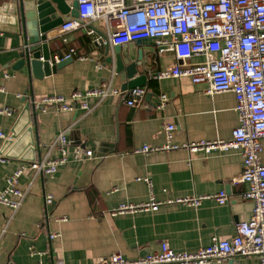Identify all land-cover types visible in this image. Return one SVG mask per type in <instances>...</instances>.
<instances>
[{
	"label": "crops",
	"instance_id": "1",
	"mask_svg": "<svg viewBox=\"0 0 264 264\" xmlns=\"http://www.w3.org/2000/svg\"><path fill=\"white\" fill-rule=\"evenodd\" d=\"M2 0H0L1 3ZM104 30L100 21L93 22ZM51 58L75 48L73 61L43 79L31 78L27 67L13 68L20 59L25 42L20 34L0 30V109L9 108L11 115L0 113V189L6 178L33 156L43 158L56 135L68 129L70 140L68 162L53 176L27 170L20 187L28 191L24 204L13 214L0 205V231L10 220L0 239V264H91L99 258L121 252L137 258L157 252L163 242L176 251H191L212 244L214 238L225 239L235 234V224L248 220L254 202L241 196L249 185L235 183L244 169L239 149L190 153L186 149L136 154L143 144L165 142V125L173 123L174 142L200 139H230L238 125L236 99L232 92L208 95L206 83L194 84L190 78L154 80L150 74L177 62L171 52H159L151 39H142L137 50L143 55L142 73L147 75L146 95L141 104L129 106L128 92L102 100L88 99L90 109L46 111L35 105L47 95L69 97L72 92L98 87L112 79L121 88L114 69L104 66L99 51L85 29L63 34L60 26L49 33ZM129 44V43H128ZM202 56L190 62H200ZM102 65V67H100ZM8 74L9 77H5ZM169 100L158 106L160 96ZM32 109L25 112L27 102ZM32 127V136H24L34 145L1 153L5 140L15 130L20 136ZM17 140V139H14ZM261 153L264 165V140ZM29 148L25 149L26 146ZM92 150L93 156L85 153ZM59 152L54 149L52 157ZM148 177L150 187L140 178ZM226 190L229 202L221 205L205 200L198 207L168 204L156 211L112 215L122 202H141L154 196L157 200L190 194H210ZM47 194L54 196L46 206ZM13 215V216H12ZM66 215V222L55 217ZM12 216V217H11ZM61 237L50 240L49 234ZM210 264H261L258 256H248Z\"/></svg>",
	"mask_w": 264,
	"mask_h": 264
},
{
	"label": "built area",
	"instance_id": "2",
	"mask_svg": "<svg viewBox=\"0 0 264 264\" xmlns=\"http://www.w3.org/2000/svg\"><path fill=\"white\" fill-rule=\"evenodd\" d=\"M78 16L60 25L63 34L85 29L92 42L100 45L105 36L112 47L142 39H151L159 52H171L177 62L162 70L153 72L154 80L188 77L194 84L206 83L205 93L214 95L232 92L236 99L238 125L232 137L226 139H200L192 142H174L175 125H165L166 140L162 144L137 146L136 154L186 149L190 153L229 151L239 149L244 160V169L235 183H247L249 188L241 194L254 202L252 216L235 224V234L230 238H214L209 246L191 251H176L168 242H163L157 252L137 258H127L121 252L99 258L91 264H210L226 262L248 256H258L264 264V165L261 160L264 140V0H76ZM100 21V31L93 22ZM27 46L25 45L24 48ZM80 56L75 48L64 55H57L51 63ZM202 56L200 62H190L193 57ZM85 58L84 56H80ZM102 67V65H100ZM5 77H9L5 74ZM4 90L0 86V91ZM128 92L129 106L141 104L144 87L123 91L114 86L112 79H104L98 87L84 91L76 90L69 97L47 95L35 101V105L46 111L89 110L88 99L100 100L111 95ZM169 96L163 93L158 106L163 108ZM0 113L11 115L9 108ZM68 129L59 132L47 146L46 154L39 160L23 163L6 178V186L0 189V205L11 209L13 214L24 204L28 191L20 187L21 176L27 171L53 176L60 166L68 162L70 140ZM1 137H5L0 132ZM56 149L57 157L51 152ZM92 157L93 151L77 149ZM152 186L148 177L140 178ZM226 190L208 194L157 200L154 196L141 202H122L111 210L112 215L135 214L156 211L163 205L183 204L198 207L205 200H215L221 205L229 202ZM54 196L47 194L46 206L53 203ZM13 216V215H12ZM11 216V217H12ZM58 222H66V215L56 216ZM11 220V219H10ZM0 231L1 236L6 232ZM50 240L61 237L60 232L49 234Z\"/></svg>",
	"mask_w": 264,
	"mask_h": 264
},
{
	"label": "water",
	"instance_id": "3",
	"mask_svg": "<svg viewBox=\"0 0 264 264\" xmlns=\"http://www.w3.org/2000/svg\"><path fill=\"white\" fill-rule=\"evenodd\" d=\"M77 8L76 0H2L0 30L20 34L27 46L20 53V59L14 63L13 68L20 69L26 66L31 78L43 79L73 61L74 58L69 57L60 62L51 63L49 42L54 38H50L49 33L65 21L77 17ZM140 42L138 40L112 47L105 36V42L98 45L103 48L102 52L99 51L100 61L104 66L108 65L114 69L116 76L122 82L123 91L146 84L147 75L140 70V66L143 65V55L140 50H137ZM31 109L32 104L29 101L24 111L29 113ZM32 132L30 127L20 136L21 132L15 130L12 136L5 140L1 153L8 150L10 153L12 148L13 150L23 149L21 146L26 144L34 145L33 140L29 142L24 139L28 133L32 136ZM32 160H36V157L33 156Z\"/></svg>",
	"mask_w": 264,
	"mask_h": 264
}]
</instances>
